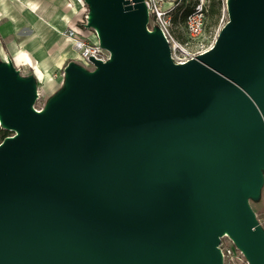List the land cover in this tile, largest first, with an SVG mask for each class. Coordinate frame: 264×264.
<instances>
[{
  "label": "water",
  "instance_id": "1",
  "mask_svg": "<svg viewBox=\"0 0 264 264\" xmlns=\"http://www.w3.org/2000/svg\"><path fill=\"white\" fill-rule=\"evenodd\" d=\"M108 57L40 78L0 58V264H264V0H226L176 63L145 0H84Z\"/></svg>",
  "mask_w": 264,
  "mask_h": 264
},
{
  "label": "crops",
  "instance_id": "2",
  "mask_svg": "<svg viewBox=\"0 0 264 264\" xmlns=\"http://www.w3.org/2000/svg\"><path fill=\"white\" fill-rule=\"evenodd\" d=\"M27 1L29 10L23 11V19L14 17L16 19L12 22L2 25L1 33L4 39L8 38L7 42L13 40L8 46L10 51L20 59L21 55L29 56L32 64L27 62L24 64L34 69L41 81L47 80L49 83L53 76L57 75L59 70L64 68L70 60H79L78 51L67 45L68 40L60 43L59 39L60 32L67 29L69 25L73 26L72 28L83 27L81 22L83 18H79L80 5L76 4L72 10L68 7L65 9L67 11L58 9L56 11L53 10V8H57L55 3L66 5L67 0H51L46 3L44 1L42 3H33V0ZM47 3L48 5H46ZM50 7L52 8L50 9ZM16 27L20 30L26 28L28 33H22L16 37L14 35ZM90 40L93 43L97 42L95 35H91Z\"/></svg>",
  "mask_w": 264,
  "mask_h": 264
},
{
  "label": "built area",
  "instance_id": "3",
  "mask_svg": "<svg viewBox=\"0 0 264 264\" xmlns=\"http://www.w3.org/2000/svg\"><path fill=\"white\" fill-rule=\"evenodd\" d=\"M145 1L150 13V25L152 23L157 24L165 34L171 47V56L174 62L185 63L206 52L214 45L209 46L204 42L209 14L207 0H196L194 3H190L189 0ZM84 21L85 17L81 21L82 24ZM182 24L185 33L189 37V41L185 43L176 41L173 36L175 29ZM82 29L85 28L82 27ZM82 29L69 28L65 31L66 38L73 42L75 49L79 53V60L90 64L89 58L91 56L98 59L108 57V52L102 49L98 42H91L90 36L95 35V33L93 31L85 33ZM191 45H194L195 48L191 49ZM260 222L264 224V220H260ZM220 247L224 257V264H237L238 257L244 258V255L227 236L221 239Z\"/></svg>",
  "mask_w": 264,
  "mask_h": 264
},
{
  "label": "rangeland",
  "instance_id": "4",
  "mask_svg": "<svg viewBox=\"0 0 264 264\" xmlns=\"http://www.w3.org/2000/svg\"><path fill=\"white\" fill-rule=\"evenodd\" d=\"M43 1L45 3L51 2V0H33V3H37V2L42 3ZM189 1H190V3H194L196 0H189ZM207 3L209 5V10H211V8H213L214 14L213 15H211L210 13L208 14L207 25H206L205 36H204V42L207 43L209 46H211L212 44L215 43L216 38L218 37L221 29L228 22L229 15L227 12L226 0H207ZM220 3H221V5H220ZM55 4H57V5H55L57 8H53V10H56V11H57V9L64 11L68 7H69V9L72 10L74 7H76V4H79L80 5L79 9H81L80 10L81 13L79 14V18H81V17L84 18L86 15L87 7L84 3V0H67L66 5L65 4L58 5V3H55ZM46 5H48V3ZM219 6H220V8H219ZM28 7H29V5H28L27 0H0V58L6 59L8 56H10L13 59L16 66L22 69L23 73H29V72L34 71V69L30 68V66H27L24 64V62H27L28 64L29 63L32 64V61H31L30 57L25 55V54L21 55V59H22L21 60L19 57H17V55H14V53L12 51H10L8 46L13 42V40L10 42H7L8 38L7 39L3 38V35L1 33V29H2V25L9 24V22H12L14 19H16L14 17H20L21 19H23V17H24L23 11L24 10L28 11L29 10ZM51 8L52 7H50V9ZM65 11H67V10H65ZM29 12H34V11H29ZM68 25H69V23H68ZM72 27L73 26L69 25L67 29H64L60 32V34H61L60 39H59L60 43L68 40L65 36V31L68 30L69 28H72ZM14 30H15L14 35L16 37L22 33L23 34L28 33L26 28L23 30H20L19 28L16 27ZM82 31L85 33H91L92 32L90 30H85V29H82ZM173 36H174V39L176 41H180L182 43L189 41V37L185 33L183 24L179 25L175 29ZM68 42H69L67 44L68 46L74 47L73 42H71L70 40H68ZM191 47H192L191 49L195 48L194 45H191ZM81 62L84 65L89 66L88 63L83 62V61H81ZM64 69H65V67L62 68L61 70H59L57 75H54L53 79L49 83H47V80L46 81L40 80V83H39L40 99L36 103L37 109H41L44 106V103L46 102L47 98L51 94L55 93L58 90V88L60 87V85L62 83ZM253 207L257 213L258 218L261 221H263L264 220V197H263V203L261 205L258 206L256 204H253ZM261 224L264 226L263 223H261ZM237 264H248V262L245 259V257L244 258L238 257L237 258Z\"/></svg>",
  "mask_w": 264,
  "mask_h": 264
},
{
  "label": "trees",
  "instance_id": "5",
  "mask_svg": "<svg viewBox=\"0 0 264 264\" xmlns=\"http://www.w3.org/2000/svg\"><path fill=\"white\" fill-rule=\"evenodd\" d=\"M220 5H221V3H220ZM219 8H220V6H219ZM209 13H210L211 15L214 14V10H213V8H211V10H209ZM10 134H11V132H9V131H7V130H2V129H0V141H2L6 136H8V135H10Z\"/></svg>",
  "mask_w": 264,
  "mask_h": 264
}]
</instances>
